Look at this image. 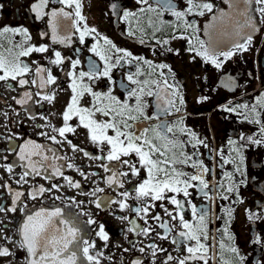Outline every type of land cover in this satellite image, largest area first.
<instances>
[{
    "label": "snow or ice",
    "instance_id": "obj_1",
    "mask_svg": "<svg viewBox=\"0 0 264 264\" xmlns=\"http://www.w3.org/2000/svg\"><path fill=\"white\" fill-rule=\"evenodd\" d=\"M136 2L141 5L138 11L122 13V19L129 24L128 36H136L137 31L144 33L146 29L141 24V19L147 17L145 23L147 28L151 29L152 39L155 40L156 46H159L161 54L175 51L178 55L179 50L172 49L169 46L170 41L186 40L189 43L186 51L193 54V60L199 57L204 63L211 64L216 69H222L226 61L248 51L253 40V33L260 32L259 25L264 24V0H222L232 9L231 13L221 9L214 12V4L210 0H184L183 8L178 7L175 0H136ZM253 4L256 5L255 8L252 7ZM83 7V0H35L31 4L30 11L36 19L47 17L50 32L42 31L40 35L42 38H49L51 45L32 44L31 34L23 27L5 26L0 29V37H5L6 34L13 38L22 37L19 41L8 39L7 48L4 47L3 41H0V82L11 80L21 88L35 86L39 90H44L34 93L24 91L21 98L13 97L21 106L28 104L29 101L52 104L57 94L50 87L57 83V77L53 75L52 69L41 65L38 60L32 61V64L36 65L33 69L26 60L22 59L30 57L33 53H48L51 47V55L44 56L43 59L64 73L69 81L67 89L58 90L70 91L71 95L61 113L62 125L56 127L50 123L38 124V128L49 129L48 132H41L40 135L54 145L66 143L73 153L81 152L88 159L99 161L96 167L102 169L104 173H110L103 177L109 187L116 185L118 188H124V178H128L129 182L133 177L137 179L131 191L118 192L119 199L113 198L108 201L110 204H117L121 211L131 209L139 219L144 220L146 225L144 227L135 224V221H129L133 224L129 231L144 236L155 232V227L148 223L147 218L151 214L150 210L154 211L157 202H160L159 207L169 220H163L159 212L152 216V219L158 222V227L164 230V234L156 232V237L161 240L169 239L173 228L177 227L171 222H178L176 235L180 239L177 240L173 236L171 243L182 247L186 253L183 258L174 257L169 253L162 264H170L172 261H175V264H195L197 261L208 264L210 245L205 241L208 239L207 215L210 209H198L187 198L192 195L190 189L198 190L208 200L212 198L209 182L206 179V175L211 174L212 170L203 161L193 158L200 155L199 145L205 148L209 146L196 133L184 126L182 118L171 123L162 119V116L180 112L183 108L184 99L179 82H174V73L169 65L154 64L143 56H136L131 51L118 47L107 36H103L96 27L90 26L87 17L83 14ZM110 9L113 13L119 14L116 3H111ZM166 13L174 17V20H165ZM208 13H212V23L206 25L210 31L205 40L200 36L201 28L195 17H203ZM253 13L259 14V24ZM133 21H135L136 30L131 27ZM165 31L168 32V38H157V33ZM74 37L80 45H85L91 39L93 42L88 47V51L97 57L99 62L89 59L85 70L78 55L76 58L64 56L61 51L52 47L70 46ZM224 41H227V44ZM139 43H145L143 37L139 39ZM74 51L79 53L80 49L77 48ZM124 64H135L136 70L125 73L121 80L117 81L113 78V71L122 68ZM65 65L67 66L63 67ZM144 65H147V71L143 69ZM164 69L168 72L166 73ZM30 73L33 77L31 79L27 78ZM102 79L108 82V90L95 91L96 83ZM116 86L123 89V99L113 94ZM223 86L232 88L233 78L227 77ZM7 87L11 89L13 85L7 84ZM34 96L40 97V100H33ZM85 96L90 98L86 105L82 104ZM147 98H154L155 113L153 115L147 112L149 107ZM203 99L206 98H201ZM231 103L229 101V104ZM257 103L264 108V93L257 98ZM223 110L242 115L249 123L261 126L259 138L241 136L240 139L246 143L239 145L234 140L228 141L232 152L235 153L234 157L225 159L223 150L220 151L224 164L232 163L235 173L246 176L243 149L248 145H264V123L259 119L260 112L255 105L251 108L247 103L235 104L231 107L224 105ZM249 112L255 115L250 118ZM41 119L47 121V117L43 115ZM142 120L159 122L137 133L135 123ZM72 121H75V124ZM78 129L85 130L88 142L97 149L99 154H92L68 139L67 134L75 135ZM179 135H185L189 139L180 140ZM188 145L197 151L188 153L185 151ZM10 150L17 149L12 147ZM4 159L7 160V157L5 156ZM17 160L19 163L16 166L20 167L22 172L17 174L16 184L21 186L29 184L30 176H42L48 180L63 177L69 187L81 188L79 182L64 175L62 169L65 165L56 163V161H66L68 157L61 156L56 149L48 145L27 140L19 146ZM178 165L198 169L199 172L196 174L185 172ZM0 167L5 168L9 174L14 171L13 164H0ZM66 167L74 168L85 180L89 175H99L97 172L86 174L72 163H67ZM225 175L229 181L226 191L238 194L240 185L245 184L246 181L236 182L233 172L225 173ZM0 187L7 188L13 195L11 207L0 206V213H15L19 207L23 214V219L14 229L17 239L5 235L0 229V240L5 241V244H0V257L14 256L15 254L6 246L13 244L26 253L24 264H102L104 252L97 247L96 241L84 238L80 221L83 213L72 211L83 204V201L68 197L70 203L64 207L56 206L52 209L40 207L38 210L29 211L28 205L22 199L25 197L23 191H13L7 183ZM62 187L56 183H52L50 187L32 185L27 195L30 199L36 200L46 192L60 191ZM217 187L221 191L225 190L222 181ZM102 192L104 189L97 186L91 192L83 194L95 197L97 193ZM132 192L135 193L134 196ZM181 196L184 199L178 198ZM130 198L138 201V205L135 207L130 205L128 203ZM221 198L227 200L229 197L222 195ZM55 199L62 200V197L56 196ZM186 201L191 206V215L195 223L185 219ZM90 203L100 208L102 200L96 199ZM166 204L174 208L170 210ZM228 214L230 216L231 212ZM118 219L128 220L129 218L123 216ZM248 219H264V208L259 212L249 210ZM83 224L93 225L97 224V221L89 217ZM222 231L227 232V229ZM96 236L104 242L106 248L109 236L103 224H98ZM228 238L233 239L232 236ZM252 243L260 244V237L257 236ZM220 247L221 249L225 247L223 240ZM147 248L151 250L153 257H156L158 252L167 253L168 251L155 243L148 244ZM228 250L238 257L239 264H243L244 257L239 255L237 247H230ZM139 251L143 253L145 248L141 247ZM133 264H142V260L138 258L133 261Z\"/></svg>",
    "mask_w": 264,
    "mask_h": 264
},
{
    "label": "flooded vegetation",
    "instance_id": "obj_2",
    "mask_svg": "<svg viewBox=\"0 0 264 264\" xmlns=\"http://www.w3.org/2000/svg\"><path fill=\"white\" fill-rule=\"evenodd\" d=\"M35 0H0V29L5 26L9 27H23L31 34V43L39 46L40 44H49V38H42L40 33L42 31H49L47 24V17L44 19H36L35 15L30 11V6ZM214 4V12L217 9L226 8L222 0H210ZM116 3L118 5L119 14L113 13L110 9V4ZM178 7H185L184 0H175ZM83 14L87 17V22L90 26H94L103 35L107 36L118 47L131 51L136 56H143L147 60H151L154 64H167L174 73V82H179L180 91L183 95L184 105L180 112L171 115L162 116L167 122H175L183 119V124L186 128L196 133L197 136L208 144V148L203 145L198 146L199 156L193 157L199 159L209 167L211 174L206 175L209 182V189L211 200H208L202 193L196 189H190L192 193L187 199L195 204L198 209L209 208L207 215L208 225V239L205 241L210 245L208 252V264H239L238 257L230 252V247H237L239 255L244 257L243 264H264V219H248L249 210L259 212L264 208V145L255 146L248 145L243 149L245 157L244 167L246 169V176H241L234 172V165L232 163L224 164L221 160L220 151L223 150L224 158L228 159L235 156L232 152L231 146L228 144L229 140H234L237 145L246 143L240 139L241 136H254L259 138L260 125L249 123L243 118L233 112H226L223 110L224 105L231 107L235 104L247 103L250 108L255 105L257 111L260 112L259 119L264 123V108L257 103V98L264 93V24H260V32L253 33V40L249 50L232 57L226 61L222 69H216L213 65L204 63L201 58L192 59V53L186 51L189 43L186 40H171L170 47L174 50H179L177 55L175 51L165 52L161 54L159 46H156L155 40L152 39L151 29L147 28L145 23L147 17L141 19V24L146 31L141 33L136 32V36L130 37L127 35L129 24L122 19L124 11H138L141 5H138L136 0H83ZM253 8L256 5H252ZM259 24V14L253 13ZM212 13H208L203 17H195L197 23L201 28L200 36L202 39H207V33L210 31L206 25L211 23ZM165 20H174V17L167 13L164 16ZM192 19V17H189ZM131 27L136 30L135 21L132 22ZM157 38H168V32L157 33ZM143 37L144 44L139 43V39ZM8 39L19 41L20 36L11 37L6 34L5 37H0L3 41L4 47L7 48ZM93 41L89 39L85 45H80L76 38H73V43L70 46L55 45L56 50L61 51L64 56H71L76 58L78 55L81 59L82 66L86 70L87 61L89 59L98 61L92 53L88 51V47ZM227 44V41H224ZM79 48V53L74 50ZM155 48V52H154ZM52 48L48 53L38 54L33 53L30 57L22 58L26 60L33 69L36 65L32 64L33 60H38L41 65L52 69L53 75L57 77L56 85H52L51 90L56 91V98L52 104L47 102L33 103L29 101L28 104L21 106L16 103L17 99L21 98L24 91L36 92L39 90L35 86H27L25 88L19 87L15 81L0 82V164H13L14 171L9 174L5 168L0 167V185L7 183L11 186L13 191L19 190L25 193L22 199L28 205V210H38L40 207L52 209L56 206L64 207L70 203L68 197H74L76 201H83L78 208L72 209L76 213H83L80 216L84 238L96 241L97 247L104 252L102 264H133L136 259H141L142 264H162V261L170 253L174 257L183 258L186 253L182 247L173 245L171 239L173 236L177 240L180 239L176 235L178 230V222H171L177 225L173 228L172 234L167 240H161L156 237V232L164 234V230L158 227V222L152 219L157 212H159L163 220H169V217L164 215L163 210L157 207L151 211L148 223L155 227L156 231L149 236L143 234L137 235L134 231H129L133 224L129 221H135V224L141 227L146 226L144 220L139 219L131 209L121 211L117 204L109 203L108 201L115 198L119 199L118 192L125 190L131 191L137 183L135 177L124 178V188H118L113 185L109 187L103 177L110 173H104L102 169L97 168L99 161L88 159L81 152L73 153L68 144L54 145L46 137L40 135L41 132H48V128H38V124L50 123L56 127L62 125L61 113L70 98V91L58 90L67 89L68 80L64 73L57 67L48 63L43 59L44 56L51 55ZM99 62V61H98ZM102 63V62H100ZM67 65L63 66L66 67ZM145 71L148 70L147 65L143 66ZM135 64H124L122 68H117L113 71V78L120 81L125 73L131 71L135 72ZM167 73L168 70L164 69ZM227 77H232L234 86L232 88L224 87L223 82ZM29 79L33 78L31 73L28 75ZM126 83V81H125ZM7 84H12L13 88H8ZM106 80H100L96 83L95 91H107ZM113 94L124 98L123 89L116 86ZM201 98H206L201 100ZM89 97L85 96L82 104H87ZM149 107L147 112L149 115L155 113L154 98H147ZM33 100H40V97H33ZM229 101L232 103L229 104ZM6 114V115H5ZM47 117V121L41 119V116ZM249 117L252 118L255 114L249 112ZM35 117V118H33ZM157 120H142L135 123V130L137 133L143 131L144 128L158 123ZM75 124V121H72ZM55 134V133H50ZM68 139L72 140L73 144L79 145L80 148L89 151L92 154H99L97 149L88 142L86 132L83 129H78L75 135L67 134ZM180 140H187L189 137L179 135ZM59 139V137H58ZM27 140H32L37 143L48 145L58 151L61 156L68 157L66 161H56L58 164H64L62 169L64 175L69 176L73 181L79 182L81 188L69 187L63 177H55L51 180L41 177H29V184L23 186L16 184L15 179L17 174L22 172V169L16 166L18 148ZM12 147H16V151H11ZM211 150V151H210ZM188 153L197 151L188 145L185 149ZM7 157V160L4 157ZM72 163L84 171L86 174L97 172V176H88L85 180L79 172L74 168H67L66 164ZM185 172L196 174L198 169H193L188 166H179ZM122 171L124 169H121ZM51 171V170H49ZM233 172L234 180L239 182L245 180V184H241L238 194L229 193L226 187L229 183L225 173ZM143 175V172L141 173ZM223 182L225 190L221 191L217 185ZM52 183L62 185L60 191L53 190L46 192L42 197L32 200L28 197V192L32 185H44L50 187ZM99 186L104 189V192L97 193L95 197L88 196L83 193L91 192L94 188ZM134 196L135 193L132 192ZM222 195H227V200L222 199ZM56 196H61L62 200H56ZM184 199L182 196L178 197ZM13 195L5 187H0V206L11 207ZM101 199L102 205L97 208L92 200ZM239 201H243L242 203ZM128 203L133 207L138 205V201L129 199ZM166 203V202H165ZM172 210L174 206L166 204ZM185 219L195 223L191 215V206L185 202ZM229 212L231 215L229 216ZM127 216L128 220H121L118 217ZM91 217L97 221V224L86 225L83 222ZM23 219V214L20 208H17L15 213H0V229L5 235L12 236L17 239L18 236L14 233V229L18 223ZM98 224H103L105 231L108 233L109 240L107 247H104V242L99 240L96 236L98 231ZM227 232H223V229ZM229 236L233 239L229 240ZM259 236L260 244L252 243V241ZM221 240L224 242V249H221ZM150 243H155L159 247L167 249V253L158 252L156 257L151 255V250L147 248ZM0 244H5V241L0 240ZM7 247L15 254L14 256L0 257V264H24V257L26 253L17 249L13 244H7ZM145 248L141 253L139 249ZM128 249V251H124ZM111 257V259H108ZM175 264V261L170 262ZM195 264H202L197 261Z\"/></svg>",
    "mask_w": 264,
    "mask_h": 264
},
{
    "label": "water",
    "instance_id": "obj_3",
    "mask_svg": "<svg viewBox=\"0 0 264 264\" xmlns=\"http://www.w3.org/2000/svg\"><path fill=\"white\" fill-rule=\"evenodd\" d=\"M224 6H226V8H222L221 10H223L226 13H231L232 12V9L229 7V5L227 3H225ZM211 23H212V20H211Z\"/></svg>",
    "mask_w": 264,
    "mask_h": 264
}]
</instances>
